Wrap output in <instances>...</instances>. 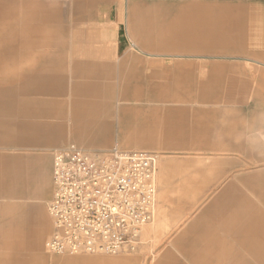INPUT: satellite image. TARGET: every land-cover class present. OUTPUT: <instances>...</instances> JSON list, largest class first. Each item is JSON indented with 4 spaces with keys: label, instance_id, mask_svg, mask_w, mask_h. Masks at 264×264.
<instances>
[{
    "label": "crops",
    "instance_id": "1",
    "mask_svg": "<svg viewBox=\"0 0 264 264\" xmlns=\"http://www.w3.org/2000/svg\"><path fill=\"white\" fill-rule=\"evenodd\" d=\"M249 1L231 11L74 0L71 5L78 23L70 27L67 52L57 54L56 60L45 59L53 62L42 63L32 71L36 76L32 81L36 79L37 83L19 85L18 70L14 64L9 66L8 60L15 59L18 47L35 41L21 27L24 18L31 19L17 10V0H0V145L41 148L71 139L96 150L112 147L113 141L147 145L143 142L161 139L156 144L173 148L194 135L186 128L184 110L164 108L163 128L150 132L147 125L155 123L145 124L144 120L154 122L162 107H136L133 103L180 101L170 93L189 91L199 94L195 102L199 105L197 120L208 119L207 128L194 129V133L206 131L213 134V140L222 137L230 150L256 157L254 162L263 161L257 157H264L257 134L264 133V0ZM52 12V20H57L61 11L55 8ZM124 26L129 35H117L115 30ZM154 45L174 54L176 60H166L167 54L152 59L157 55L153 53ZM184 53L235 57L199 64L177 61ZM184 77L197 80L187 85ZM119 101L126 104L119 106ZM200 125L205 126L203 122ZM251 132L256 136L251 140L255 145L247 142ZM173 139L176 142L170 141ZM28 162V182L34 170L43 174L41 179L38 175L36 187L29 193L36 198L43 196L48 182L49 200L52 154L50 158L38 153ZM20 209L23 217L19 226L28 234L26 246L37 249L46 231L43 223L38 225L39 220L48 217L41 202H26ZM4 220L0 222V233L12 229ZM176 242L180 255L190 264H264V173L231 176ZM20 258L7 264H27ZM180 262L164 249L156 264H185ZM44 263L68 264L56 259H44Z\"/></svg>",
    "mask_w": 264,
    "mask_h": 264
},
{
    "label": "rangeland",
    "instance_id": "2",
    "mask_svg": "<svg viewBox=\"0 0 264 264\" xmlns=\"http://www.w3.org/2000/svg\"><path fill=\"white\" fill-rule=\"evenodd\" d=\"M72 1L74 0H17V10H19L23 16L30 15L31 19L26 20L24 18L23 26H21L23 27L22 30L27 37L31 40H35L30 41L29 44H27L28 46L23 45V48L18 47L15 59L8 60L9 66L14 64V67L18 70L16 75L18 76L19 85L37 83L36 79L34 82L32 81V71L36 70L37 66L42 63L53 62L46 61L45 59L54 58L56 60L59 59L57 54L67 52L65 50L66 40L68 39L70 27L78 23V15L75 14L74 9H72ZM116 2L117 4L123 3L126 5L141 2L146 4L191 5L204 10L223 9L233 11L237 10L240 6L246 5L250 1L234 0L230 2H212L209 0H124L123 2V0H116ZM55 8L59 9L61 12H59L60 15L57 20H52V11H54ZM115 31L117 35H129V30H127L125 26L124 28ZM46 36H49L48 40H39ZM152 48L153 53L157 54L152 59L156 60L162 55L167 54L169 57L167 59L165 58L166 60H176V58L173 57L175 56L174 54L165 53L161 46L154 45ZM133 50L132 47L131 51ZM224 57L230 58L235 57V55L232 54V56L224 55L223 57H215L208 53H198L197 55L184 53L182 54V57L177 58V61L199 64L200 62L205 63L214 60L215 58ZM183 80H186V84L189 85L191 80L195 82L197 79L196 77L193 79L190 77H184ZM191 88L196 87L183 86V89ZM170 94H175L177 96L176 99L180 101L168 103H132L136 107H148L149 105L150 107H162L159 117L155 119L154 122L144 120V122H146L145 124L155 123L154 126L147 125L146 130L150 132L159 131L163 128L161 124H164L165 121L163 114L164 108H181L184 110L182 115L188 124L186 128L194 134L192 137L189 136V140L179 144L177 143L178 146L173 148H164L163 146L156 144L157 142L161 143V139L144 141L143 143H147V145H128L120 141H113L111 143V146L117 143V145L122 148H149L156 150L159 153L156 171V214L153 221L142 228L140 237L141 242L137 248L129 253L120 252L117 254L97 252L53 254L48 252L46 241L49 237L52 224L45 206L50 195L49 183L47 182L46 184L47 191L43 196L36 198V195L30 194L29 190L31 192V190L36 187L38 175L41 179L43 174L34 170L28 175V182L25 178L27 177L28 171L26 166L29 163L28 160L32 156L38 155V153L51 158L54 149L63 147L69 142L78 143L74 140L66 139L62 142H56L54 145L41 148L20 147L14 146L11 143L7 145L1 144L0 222L2 219H5V224H8L12 229H8L7 231L4 230V232L2 231L0 233V264L16 262L15 258L18 256L21 257V261L25 260L27 264H46L44 263V259H46L47 262L54 259L62 260V262L68 264H78L79 262L83 264H109L107 262H113L110 264H156L158 255L164 249L171 252L175 259H179V261L185 264H190L187 261H184L177 249V236L181 234L185 227L194 221L197 212L216 194H218L220 188L230 180L231 176L234 174L244 176L263 174L264 160L254 162L256 157L243 156L239 154L238 150H230L225 145L222 137L213 140V134L207 133L206 131H203L202 133H194L195 131L192 130L197 128L205 130L208 123V119L202 118L203 120H197L198 115L196 114L199 110L196 107L199 105L195 102L199 99V94L189 91L171 92ZM23 95H25V93H23ZM122 104H126V102H118L119 106ZM137 119L140 121V118ZM201 122H203L205 126L201 127L200 125V127H198V123ZM259 134L260 133L257 134L259 146L260 148H263L264 133ZM247 138L248 143L250 142V144L255 145V141H251L256 139L255 133H248ZM170 141L176 142L174 139ZM148 144L152 145L149 146ZM109 147L98 148L96 150H106ZM257 157L264 158L263 156ZM230 162L232 165L226 166V163ZM26 202L32 204L41 202L46 218L48 217L46 221L39 220L38 225L43 223L46 231L40 247L37 249H29L26 246V244H28V240L26 239L28 234H26L25 231H22L19 226L22 223L23 217L20 206ZM30 215L31 214L28 215V219H30ZM40 255H43L44 259H42Z\"/></svg>",
    "mask_w": 264,
    "mask_h": 264
},
{
    "label": "built area",
    "instance_id": "3",
    "mask_svg": "<svg viewBox=\"0 0 264 264\" xmlns=\"http://www.w3.org/2000/svg\"><path fill=\"white\" fill-rule=\"evenodd\" d=\"M158 159L157 152L117 145L89 150L69 142L54 149L48 252L134 251L156 214Z\"/></svg>",
    "mask_w": 264,
    "mask_h": 264
}]
</instances>
